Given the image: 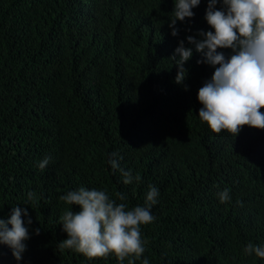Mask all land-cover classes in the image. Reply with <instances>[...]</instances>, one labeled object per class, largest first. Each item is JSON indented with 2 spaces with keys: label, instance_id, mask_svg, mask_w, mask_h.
Wrapping results in <instances>:
<instances>
[{
  "label": "trees",
  "instance_id": "trees-1",
  "mask_svg": "<svg viewBox=\"0 0 264 264\" xmlns=\"http://www.w3.org/2000/svg\"><path fill=\"white\" fill-rule=\"evenodd\" d=\"M110 1L0 0V218L16 206L32 219L22 213L30 235L22 259L0 245V264H264L244 252L249 242L264 246V129L217 134L199 118L198 90L214 69L184 65L175 82L150 17L162 4L168 12L169 0H114L108 10ZM207 7L203 0L178 33L203 30ZM113 152L138 182L113 173ZM150 185L159 196L155 219L141 226L139 259L90 260L59 247L60 217L80 210L62 195L106 189L131 208L144 206ZM224 189L231 199L221 203Z\"/></svg>",
  "mask_w": 264,
  "mask_h": 264
},
{
  "label": "clouds",
  "instance_id": "clouds-1",
  "mask_svg": "<svg viewBox=\"0 0 264 264\" xmlns=\"http://www.w3.org/2000/svg\"><path fill=\"white\" fill-rule=\"evenodd\" d=\"M202 1L169 0L168 12L162 4L159 11L150 15L162 33L161 55L171 60L170 65L177 66L175 82L178 84L187 75L184 65L205 63L214 69L211 79L198 90V100L203 105L198 116L213 132L227 130L237 136L245 125L264 129V113L260 111L264 108V0H207L208 7L202 13L203 30L197 34L178 33L177 26L191 22ZM217 3L223 7L217 9ZM113 4L114 0L106 2V8L111 10ZM198 52L202 59L195 63L192 59ZM50 159L45 157L39 164L40 169ZM120 159L118 153L110 154L108 164L113 173L119 171L125 185L134 180L138 182L140 176L134 177L130 169L121 168ZM115 196L119 201L127 199L124 193L117 192ZM158 196L159 190L150 185L144 206L129 208L126 203L110 198L106 189L81 186L68 191L60 200L70 206L78 205L80 210H65L60 217L67 238L59 247L72 249L90 260L107 258L110 254L120 262L129 257L139 259L145 252L141 226L155 219L151 208ZM218 197L221 203L228 202L230 191L224 189ZM35 199V194L29 192L28 200L34 203ZM22 213L31 225L27 208L14 206L7 219L0 218V245H7L17 261L22 259L27 247L25 241L30 238ZM39 231L36 229L35 234L39 235ZM244 252L264 259V246L249 242ZM129 264L134 261L130 259ZM143 264H149L147 258Z\"/></svg>",
  "mask_w": 264,
  "mask_h": 264
}]
</instances>
